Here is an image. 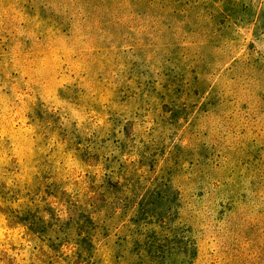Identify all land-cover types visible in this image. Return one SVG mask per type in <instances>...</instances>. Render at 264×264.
I'll list each match as a JSON object with an SVG mask.
<instances>
[{
	"label": "rangeland",
	"instance_id": "obj_1",
	"mask_svg": "<svg viewBox=\"0 0 264 264\" xmlns=\"http://www.w3.org/2000/svg\"><path fill=\"white\" fill-rule=\"evenodd\" d=\"M115 155L111 179L141 194L170 181L152 217L174 238L166 264H264V0H0V264H131L150 232L135 237L137 203L94 210L92 244L77 235L74 203L100 196Z\"/></svg>",
	"mask_w": 264,
	"mask_h": 264
},
{
	"label": "trees",
	"instance_id": "obj_2",
	"mask_svg": "<svg viewBox=\"0 0 264 264\" xmlns=\"http://www.w3.org/2000/svg\"><path fill=\"white\" fill-rule=\"evenodd\" d=\"M209 73L211 74L212 72L211 71L208 72L206 68H201L200 75L194 76V82L189 84L190 85L189 91L193 97L196 98L204 97V93L207 91L208 87L210 86L209 84L203 86L206 81V77H208ZM169 79L170 82H172V84L170 85V88L166 86V92L163 94V96L165 98L167 97L169 101L167 103L169 107L172 108V106H174L172 105V103L176 95H179V97L182 98L186 83L184 82L185 81L184 76L182 77V75L180 74H177V76L171 77ZM175 82H177V84L179 83L177 87H176L177 84H175ZM171 86L174 88H171ZM185 93L188 94V92ZM218 101L221 102V96L218 99ZM186 106L187 104L182 103L180 106L181 107L180 110H172L173 112L171 113V116L168 119L171 125L176 124L181 117H184L187 114ZM171 108H167V106L163 104L162 111L169 112L171 111ZM110 120L113 121L114 119H110ZM114 122H116L115 124L117 125L119 123V120ZM125 135L127 136L126 132ZM118 144H119L117 146L118 154L124 155L122 141H120ZM80 152L81 154H79L78 156L81 160H83V162L87 161L86 159H89V157H92V156H88V152L86 151V148L81 150ZM118 157L119 156L115 155L111 159L109 160L106 159L105 161L104 168L110 170L111 173L110 176L109 174L106 175L103 181L104 183L103 184L101 183V185L97 188L98 194H100V196L98 198L91 197L83 204L74 203V208H76L78 212H81L80 214L81 218L78 219V222L76 224L77 235L81 237L82 240L89 241V243L92 244L93 241H92V237L90 236V231L92 227L96 226V224L92 220V214L94 210L96 209L98 210L103 207L109 206V211L113 214L114 212L117 211L118 202H122V201L126 203L129 202L130 208H132L134 204L137 203L138 209L136 211H133V216L129 218L130 224L132 225L131 227H135V230H133L134 233H136L135 237L137 239L140 235H143L141 233L142 230L141 227H147V226L150 227L149 228L150 232L146 234L145 238L143 239V242H138L137 240H135V247L133 248L134 250L133 255L135 257V260H133L131 264H166V260L170 258L172 253H174V246H175V244L173 243L174 238L169 237L167 233H161L162 229H160L159 231H155L152 226L153 224L152 217H156L158 219L157 226L159 227H162L164 220L168 217L172 199L168 198L167 194L165 195L166 193L165 190L167 189H163V186L170 188L169 186L170 181L163 182L162 189H158L156 192H151L149 190L141 194L140 188H137L134 185L133 178H125L124 182L121 183L120 180H118L119 174H117L118 172H116L115 179L114 180L111 179V176L114 174V172L111 166H109L110 165L109 163L113 162L116 158L118 160L117 170L122 173H124L125 170L123 168V166H126L125 161H120ZM146 166L150 168L152 165L147 164ZM127 185H131V187ZM124 186L129 187L130 190L129 196L123 193L122 188ZM154 194L156 198H164V197L168 198L167 200L168 204L165 208V212H159V210L156 209L155 207L156 200L151 198L152 196H154ZM149 205L150 206L154 205V207L151 210H149L148 209ZM88 206H90L91 208H87ZM122 212H120L121 215L124 214ZM31 218L35 220H31ZM28 219H30L29 222ZM23 221L25 223H28V227H29L28 232L33 233L38 237L45 235L46 228L50 226L49 222H45L47 223V225H45L44 218L38 215L30 216L28 218L24 217ZM82 233H84V235H81ZM179 243L180 241H177V244ZM120 255L122 254L117 253L115 258L116 257L118 258Z\"/></svg>",
	"mask_w": 264,
	"mask_h": 264
}]
</instances>
